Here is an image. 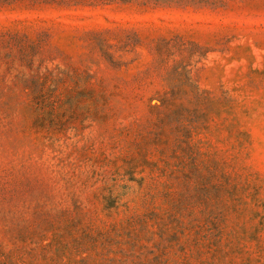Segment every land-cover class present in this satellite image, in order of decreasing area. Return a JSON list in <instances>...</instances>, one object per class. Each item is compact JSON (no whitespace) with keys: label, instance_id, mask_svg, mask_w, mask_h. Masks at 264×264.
Returning a JSON list of instances; mask_svg holds the SVG:
<instances>
[{"label":"rangeland","instance_id":"1","mask_svg":"<svg viewBox=\"0 0 264 264\" xmlns=\"http://www.w3.org/2000/svg\"><path fill=\"white\" fill-rule=\"evenodd\" d=\"M0 264H264V0H0Z\"/></svg>","mask_w":264,"mask_h":264}]
</instances>
